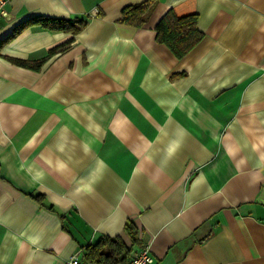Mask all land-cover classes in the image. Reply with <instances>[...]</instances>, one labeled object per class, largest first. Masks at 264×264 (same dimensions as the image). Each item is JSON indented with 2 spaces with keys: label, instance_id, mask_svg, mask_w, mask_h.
<instances>
[{
  "label": "crops",
  "instance_id": "crops-1",
  "mask_svg": "<svg viewBox=\"0 0 264 264\" xmlns=\"http://www.w3.org/2000/svg\"><path fill=\"white\" fill-rule=\"evenodd\" d=\"M144 1L5 6L0 264H65L101 237L153 264H264V0H156L143 27L120 22ZM170 9L203 34L181 60L155 41Z\"/></svg>",
  "mask_w": 264,
  "mask_h": 264
},
{
  "label": "trees",
  "instance_id": "trees-1",
  "mask_svg": "<svg viewBox=\"0 0 264 264\" xmlns=\"http://www.w3.org/2000/svg\"><path fill=\"white\" fill-rule=\"evenodd\" d=\"M156 3V0H146L123 8L120 22L136 28L143 27ZM197 21L198 16L195 13L178 16L173 10H168L154 27L156 43L166 46L177 60L183 59L203 39V34L197 29ZM30 24H38L50 30L68 31L75 35L85 26L86 20L69 22L67 20L36 18L30 21ZM71 43L72 40L53 48L48 57L56 52L64 51ZM44 61L43 58L35 61H16L15 63L37 70ZM31 197L37 201L41 199L40 194L31 195ZM125 231L133 246L139 244L137 229L131 221L126 223ZM131 251L132 247H128L119 237H101L95 243L88 244L83 248L82 258L90 264H128L131 260Z\"/></svg>",
  "mask_w": 264,
  "mask_h": 264
},
{
  "label": "built area",
  "instance_id": "built-area-1",
  "mask_svg": "<svg viewBox=\"0 0 264 264\" xmlns=\"http://www.w3.org/2000/svg\"><path fill=\"white\" fill-rule=\"evenodd\" d=\"M10 0H0V19L5 18L6 14L4 12L5 6L9 3ZM154 259L150 255L149 248L147 246L142 247L131 257V260L128 264H153ZM65 264H90L83 260V258L74 255L71 256Z\"/></svg>",
  "mask_w": 264,
  "mask_h": 264
}]
</instances>
